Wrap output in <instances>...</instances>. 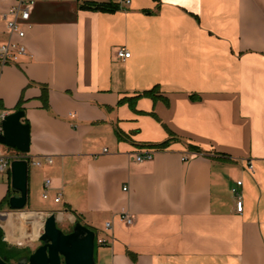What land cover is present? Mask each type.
I'll list each match as a JSON object with an SVG mask.
<instances>
[{
    "label": "crops",
    "instance_id": "1",
    "mask_svg": "<svg viewBox=\"0 0 264 264\" xmlns=\"http://www.w3.org/2000/svg\"><path fill=\"white\" fill-rule=\"evenodd\" d=\"M28 1L26 35L12 37L27 53L0 65V120L21 104L27 156L41 165H30L22 211L4 202L17 193L10 172L0 175L6 248L36 250L57 212L102 230L96 264H264V0ZM16 4L0 0V44ZM156 87L159 99L141 96ZM6 148L0 155L22 157ZM147 151L153 160L137 163Z\"/></svg>",
    "mask_w": 264,
    "mask_h": 264
},
{
    "label": "water",
    "instance_id": "2",
    "mask_svg": "<svg viewBox=\"0 0 264 264\" xmlns=\"http://www.w3.org/2000/svg\"><path fill=\"white\" fill-rule=\"evenodd\" d=\"M24 112L4 116L1 120L3 134L0 144L17 150L23 155L10 165V186L17 193L9 199L12 211H22L28 202V180L30 161V127L24 124ZM25 155V156H24ZM64 221L57 212L49 214L39 237L41 245L34 250H26L14 258L15 264H96V233L89 226L75 222L72 231L65 233L57 224ZM0 264H10L7 257L0 255Z\"/></svg>",
    "mask_w": 264,
    "mask_h": 264
},
{
    "label": "built area",
    "instance_id": "3",
    "mask_svg": "<svg viewBox=\"0 0 264 264\" xmlns=\"http://www.w3.org/2000/svg\"><path fill=\"white\" fill-rule=\"evenodd\" d=\"M127 4L128 5L130 4V0H127ZM33 7H34V2L32 1L17 0V4L10 7V9L3 15V18L5 19L7 24V30H8V34L10 35V38L7 42L0 44V65L4 66L10 63H17V60L21 56L26 55L27 53L26 47L19 42L13 41L12 37L17 36L18 39L21 40L25 37L26 34L24 29L21 27V24L27 23L29 21ZM115 54L120 59H128L130 57V53L125 48L117 49ZM2 133L3 132L0 125V136L2 135ZM104 152H107V150H104ZM153 157L154 154L151 151L139 153L136 157V162L137 163L149 162L153 160ZM14 159H17V157L0 155V175L10 171V165ZM47 161L49 163H52V158L48 157ZM32 164L35 166H40L41 163L39 161H34L32 162ZM252 170H253L252 165H249L248 171L252 172ZM50 186H51L50 181L46 180L42 195L44 200L49 199L50 189H51ZM241 186H242V182H237L236 187L232 189V194L236 198V210L238 213H242L244 211V203L242 200L241 192L239 190ZM123 190L125 192L128 191V187L125 186ZM60 201H61V195L58 194L57 197L55 198V202L59 203ZM120 219L128 226H131L134 223L133 215L126 210H123L120 213ZM105 228L107 230L112 229V223L110 222L106 223ZM106 244L107 242L105 240L101 238H97V245L105 246Z\"/></svg>",
    "mask_w": 264,
    "mask_h": 264
},
{
    "label": "trees",
    "instance_id": "4",
    "mask_svg": "<svg viewBox=\"0 0 264 264\" xmlns=\"http://www.w3.org/2000/svg\"><path fill=\"white\" fill-rule=\"evenodd\" d=\"M80 9L82 10H89V11H94V12H103V13H114L116 11L120 10V7L117 3H114L112 1L109 2H94V1H81L80 4ZM158 88H154L152 90L146 91L144 93L141 94V96L143 97H150L154 100L159 99L157 97L158 94ZM134 106L133 101H132V107ZM17 112H24L23 108L21 107V104L18 105V108L16 109ZM26 124H28L26 122ZM172 140H167L166 142H163L161 144L156 145L155 147L157 148H167L169 146V144L171 143ZM191 149L194 151H200V149H197L193 146H191ZM30 161V160H29ZM11 197L8 196L4 202H8L9 204V199ZM3 204V203H2ZM1 206V205H0ZM76 222H81L80 219H77ZM97 245V244H95ZM99 246V245H98ZM0 251L2 252V257H7L8 262H10L11 260H13L14 258L20 256L22 254L21 251H17V250H8L6 248V245L4 244V242L2 241V230L0 229Z\"/></svg>",
    "mask_w": 264,
    "mask_h": 264
},
{
    "label": "rangeland",
    "instance_id": "5",
    "mask_svg": "<svg viewBox=\"0 0 264 264\" xmlns=\"http://www.w3.org/2000/svg\"><path fill=\"white\" fill-rule=\"evenodd\" d=\"M7 150H11V149H8L6 148ZM34 167H30L31 170H33ZM39 199L41 200V205H46L47 203H49V201H46L44 199H42L41 197L38 198V201ZM44 200V201H43ZM44 202V203H42ZM75 221L71 218V221L67 220V219H64V221H61L60 223L57 224L58 228H60L62 231H64L65 233H69L72 231V228H73V225H74ZM102 230L100 229H97L95 230V233H96V236L97 237H106L102 232ZM107 238V237H106ZM99 250V246L96 245V249H95V259H96V262H97V252ZM99 264V263H97Z\"/></svg>",
    "mask_w": 264,
    "mask_h": 264
},
{
    "label": "bare ground",
    "instance_id": "6",
    "mask_svg": "<svg viewBox=\"0 0 264 264\" xmlns=\"http://www.w3.org/2000/svg\"><path fill=\"white\" fill-rule=\"evenodd\" d=\"M24 119V118H23ZM0 125H1V122H0ZM1 128H2V126H1ZM2 132H3V129H2ZM3 134V133H2ZM25 156V155H24ZM28 157V156H27ZM29 158V157H28ZM29 160H30V162H31V165H33L32 164V162H34V161H37V160H32L31 158H29ZM46 160H47V158H46ZM39 161V160H38ZM40 162V161H39ZM48 162V161H47ZM41 163V162H40ZM49 163V162H48ZM49 164H51V163H49ZM41 165V164H40ZM35 166V165H34ZM10 172V171H9ZM50 181V180H49ZM45 184V183H44ZM50 184H51V182H50ZM19 219L22 221V223H25L26 222V220H27V217H26V215H24V214H20L19 215ZM97 238H99V237H97L96 236V239H95V244H97Z\"/></svg>",
    "mask_w": 264,
    "mask_h": 264
}]
</instances>
